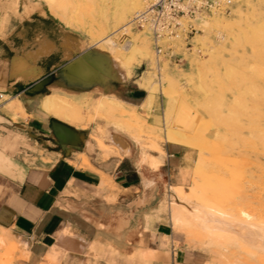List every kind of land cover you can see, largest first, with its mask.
Segmentation results:
<instances>
[{"label":"crops","instance_id":"crops-1","mask_svg":"<svg viewBox=\"0 0 264 264\" xmlns=\"http://www.w3.org/2000/svg\"><path fill=\"white\" fill-rule=\"evenodd\" d=\"M89 46L35 0H0V232L18 249L4 263L124 264L144 249L154 253L149 264H206L161 209L177 169L190 171L195 147L163 133L137 142L95 115L97 98L108 94L158 126L164 101L138 84L140 64L121 76L89 72ZM45 95L75 103L81 118L47 112ZM150 155L160 161L155 168Z\"/></svg>","mask_w":264,"mask_h":264},{"label":"rangeland","instance_id":"rangeland-1","mask_svg":"<svg viewBox=\"0 0 264 264\" xmlns=\"http://www.w3.org/2000/svg\"><path fill=\"white\" fill-rule=\"evenodd\" d=\"M60 1L63 2L61 6H59L60 3L50 5L47 4V0H35L62 24L71 28L75 34L90 44L89 49L82 55V60H85L84 65L89 72L94 74L99 70L105 75L113 74L115 76V71L121 76L129 74L132 68L140 64L142 69L140 76L143 71H145L144 76H148L146 71H152L150 72L152 79L158 83L162 80L161 84L165 85L161 91L157 87L152 89L153 92L162 96L164 107L165 96L170 97L171 95L173 103L175 102L173 104L171 101L174 106L169 112L171 116L165 115V108L163 109V120H165L162 125L158 126L145 124L137 113L122 115L107 108L96 109L95 107L93 109L96 111L93 110V113L104 118L107 122H111L114 127L128 131L135 138H141V136L161 138L163 133V137L168 139L163 125L177 123L174 129L180 135L173 138L178 142H185L187 139L186 144L194 146L196 154L191 162L190 171L184 167L178 168L180 182L174 181L175 183L172 185L182 188V191L192 188L196 198L219 205L227 211L236 213L239 209H245L256 217L264 218V0H252V6L249 8L245 3L246 0H230L227 4L228 10L218 8L224 12L238 31L236 41L227 39L226 30L223 29V31L220 28L224 43H215L217 40L214 39L217 33L215 30L209 32L203 38V42H200L201 37L196 38L194 35L202 33L201 27L200 29L197 27V22L193 21L194 18H186L198 28L190 40L194 44L198 39L199 45L204 46L205 50L202 54H198L185 49L181 35L172 38L163 37V41L170 42L173 50L182 51L184 60L180 64H174L163 59L158 64L161 66V70L164 68L160 71L161 79L158 78L159 71L154 69L155 61L151 37H149L150 42L148 43L151 48L150 58H139L135 55L130 61H126L118 55L117 50L110 51L105 44H93L95 39L89 34L90 18L98 17L99 0ZM234 2L235 4H233ZM142 5L143 0H141ZM51 6L53 12L50 10ZM73 8H77L76 12L78 10V22L73 18L75 10ZM238 8L241 9V12L243 11L242 16L239 15ZM59 11L61 12L59 13ZM204 14L210 15V12L207 11ZM185 21L182 19V24ZM141 29L135 28L134 32H140ZM113 30L114 28H110L97 35V38H101ZM132 33L129 31V40L133 39ZM128 39L123 42L114 41L117 45L123 46ZM101 54L105 59L100 57ZM193 62L198 66H194ZM135 69L139 71L138 67ZM164 78L168 80L166 81ZM168 82L172 84V87ZM105 95L113 97L102 94L97 100ZM58 98L62 104H68V107L72 108L73 104L70 100ZM74 106L77 107L76 104ZM81 116L80 111L71 116H62V118L73 121ZM98 144L104 147L103 142L99 141ZM150 145L155 146L153 143ZM149 162L150 159H148ZM80 164L89 165L84 156L81 158ZM183 184L186 185L183 186ZM166 193V199L161 205V209L167 214L172 233L183 236V245L204 251L209 258L206 264H264V249L259 245L258 247L257 244L245 241L246 244L240 238L218 243L210 239L203 231L174 227L170 219L168 189ZM0 238L5 239V244L0 243V264H5L4 261L12 262L16 258L15 252L18 249L13 252V248L10 246L11 239L8 238L6 232H0ZM153 257L152 250L136 249L123 261L124 264H149ZM109 260H111L110 257Z\"/></svg>","mask_w":264,"mask_h":264},{"label":"bare ground","instance_id":"bare-ground-1","mask_svg":"<svg viewBox=\"0 0 264 264\" xmlns=\"http://www.w3.org/2000/svg\"><path fill=\"white\" fill-rule=\"evenodd\" d=\"M48 3L50 5H53L55 3H60L59 6H61L63 2H61L60 0H47V4ZM77 3H76V6H77ZM245 3L247 5V8L252 6V0H251V2H250V0H246ZM70 4H71V2H70ZM233 4H235V2ZM98 5H99L98 17L90 18L91 19V23H90L91 27L89 29V34L93 39H95L93 44L94 45L105 44V46L107 45V47L109 48L110 51H112L114 49L117 50L118 55L120 57H122V59H125L126 61H130L135 55H137L139 58L140 57L150 58L151 57V48L149 47L148 43L150 42L149 37H151V34H150V31L147 27H145V26L140 27V28H142L140 30V32H134L135 28L130 29L129 31L133 32L132 33L133 39L129 40L127 38L128 41H126L127 43L124 42L126 44L123 46L117 45L116 42L112 38L113 32L120 25L125 24L127 22V19L129 18L130 14L134 10L141 7V0H99ZM51 9H52V6H51L50 10ZM73 9H75L73 11V18H74V20H77L76 22H78V19H79L78 18V15H79L78 10L76 12L77 8H73ZM98 11H97V13H98ZM237 11H238V13H240L239 15L242 16L243 11L241 12L240 8H238ZM60 12L61 11H59V13ZM209 12H210V15L204 14V12H203L200 14H195L194 16H190L191 19L194 18L193 21L197 22V27H199V29L201 27V31H202V33H196V31H197L196 30L194 32V34L195 33L196 34L195 35L193 34V35L196 38L201 37L200 42L201 41L203 42V38H205L209 32L215 30V31H217L216 36L214 38L215 40L217 39L215 43H217V44L218 43H224L223 35L221 34V31L219 30L220 28H222V30L225 29L226 30L225 32H227L226 33L227 39H231L232 41L233 40L236 41L238 39V36H237L238 31L235 29V26H233L230 23V21L227 19V16H225L224 12L218 8H215V7H211L209 9ZM232 15H234V14H232ZM234 18H235V16H234ZM74 20H73V22H74ZM84 28H85V26H84ZM110 28H112V29L114 28V30L109 32V33H106V35L101 37V38H97L98 37L97 35H99L100 33L106 32ZM129 31H128V33H129ZM165 37L172 38L174 36L172 35L170 37H168V36H165ZM195 41H197L199 43L198 39ZM210 55H212V54L210 53ZM215 57H214V59L217 58V57L216 58ZM200 64H202V62H200ZM193 65L198 66V64L196 65V63H194ZM207 65H206V68H207ZM157 68L159 71V74H158L159 77L158 78L161 79V72L160 71H162L164 68L162 70H161V66H158ZM199 69H201V68H199ZM95 71H97V70H95ZM144 72L145 71H143V73ZM146 72L148 73V76H144L142 73V75L140 76V81H138V83L140 85H142V87L143 86L146 87L150 92H153L152 89H154V88L156 89V87L158 88L159 91H161V88L163 86H165L164 84H161L162 80L158 83V82L154 81V79H152V75L150 73L152 71H146ZM164 79H166V78H164ZM167 80L168 79H166V81ZM168 83H170V82H168ZM191 83H193V82H191ZM191 85H193V84H191ZM196 86H198V85H196ZM171 87H172V84H171ZM174 88H175V86H174ZM163 93H164V91H163ZM165 95H167V94H165ZM149 98H151V97H149ZM151 100H152V98H151ZM172 100L173 99L171 98V95H170V97L165 96V102H166L165 107H164L165 108V110H164L165 115L169 114V112L172 111V110H170L171 107H174L173 104L175 102L173 103ZM171 101L173 104L171 103ZM71 104H73L72 108L68 107V104H62L57 96L45 95L42 102H41V107H43V109L46 110L47 112H51V113H53L59 117L71 116V115H74V114L79 113L81 111V109L78 108V106L77 107L74 106L75 103L71 102ZM147 105H149V104H147ZM93 107H95L96 109L107 108L111 111H117L122 115H131V114L135 115V113H136L134 110L130 109V107L128 108L121 100H118L114 97H108L107 95H105L103 98H99L98 100H96V103L94 104ZM93 110H95V109H93ZM169 115H168V117H169ZM163 117H164V114H163ZM165 118H166V116H165ZM177 118H179V117H177ZM166 121H167V118H166ZM175 122H176V120H175ZM166 124L167 123H165V125H163L165 134L168 135V139L175 141V138H173V137H178L180 135L174 129V127H176L177 123L174 125H166ZM133 139L136 140L137 138H135L133 136ZM186 141H188V140L186 139ZM186 141L181 142V143L186 144ZM142 153H144V152H142ZM145 155H144V157H145ZM140 157H142V156L140 155ZM148 159H150L149 165L152 168L157 167V165L160 162L159 159H157L151 155L148 157ZM172 180L180 182L178 169H177L174 177L172 178ZM167 189L169 190V193H170L169 200H168L169 206H170V219H171V224L174 227L186 228L189 230L196 229V230H200V232L203 231L206 235H208V237H210V239H212L218 243H224V242L228 241L229 239L240 238V240H243L244 242L246 241V242L251 243V244H257V246L259 245L264 249V218L256 217V215L254 216L251 214L252 212L249 213L248 210L246 211L245 209H239L238 212L233 213V212L227 211L226 209H224L223 207H221L219 205L210 204V203H207V201L204 202V201L198 199V197L196 198L194 196V192H193L192 188H190V190H188V191L187 190L182 191V188L176 187L174 185H169ZM236 242H238V241L236 240ZM240 244H241V242H240ZM86 260H88V259H86ZM84 262H85V260H84ZM86 262H88V261H86ZM79 264H80V262H79ZM84 264H86V263H84Z\"/></svg>","mask_w":264,"mask_h":264},{"label":"built area","instance_id":"built-area-1","mask_svg":"<svg viewBox=\"0 0 264 264\" xmlns=\"http://www.w3.org/2000/svg\"><path fill=\"white\" fill-rule=\"evenodd\" d=\"M230 0H143V5L134 10L127 22L119 26L112 34L115 41L123 42L129 37L128 31L145 26L151 34L154 69L158 72V64L167 59L170 63L180 64L184 60L182 51H175L165 36L181 35L183 47L202 54L205 47L190 40L198 28L186 18L195 14L205 13L211 7L228 10ZM185 19L182 24L181 20ZM0 93V99H1Z\"/></svg>","mask_w":264,"mask_h":264}]
</instances>
